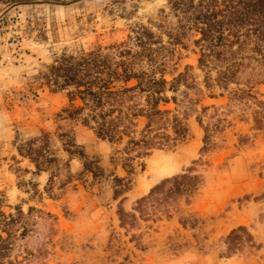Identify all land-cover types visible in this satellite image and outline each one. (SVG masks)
I'll return each mask as SVG.
<instances>
[{"label":"rangeland","instance_id":"obj_1","mask_svg":"<svg viewBox=\"0 0 264 264\" xmlns=\"http://www.w3.org/2000/svg\"><path fill=\"white\" fill-rule=\"evenodd\" d=\"M177 24L168 0L0 1V212L8 215L19 206L29 225L15 241L12 264H264V83L254 87L255 99L231 98L232 86L205 88L194 32L181 37L165 74L171 80L187 71L201 90H189L197 102L185 122L188 135L173 147L136 158L125 193L114 198L111 176L94 179L74 156L73 177L49 195L44 189L49 173L35 172L18 153L22 140L42 132L59 147L58 135L70 131L106 173L126 175L121 154L114 153L123 143L114 147L88 126L60 116L69 105L66 91L51 90L42 73L63 53L107 48L128 40L139 25L151 26L165 41L162 32ZM162 107L174 111L176 105L170 101ZM143 123L138 120V129ZM204 127L209 129L206 149ZM57 153L68 159L64 151ZM157 156L172 172L154 178L157 164L151 161ZM188 169L202 177L189 202L179 198L168 215L157 211L133 228L120 226V201L131 211L155 184ZM238 225H245L259 246L226 257L225 235Z\"/></svg>","mask_w":264,"mask_h":264},{"label":"trees","instance_id":"obj_2","mask_svg":"<svg viewBox=\"0 0 264 264\" xmlns=\"http://www.w3.org/2000/svg\"><path fill=\"white\" fill-rule=\"evenodd\" d=\"M0 1L12 4L28 0ZM168 5L178 24L175 30L162 32L165 41L151 26L139 25L128 40L107 48L63 53L42 73L51 90L66 91L69 105L60 116L88 126L96 137L114 147L123 143L121 148H114V153L121 154V166L126 172L124 176L106 173L98 160L89 157L76 143L70 131L58 135L59 147H55L56 141L47 132H42L22 140L17 150L33 163L35 172L49 173L44 187L49 195L55 186L62 187L71 180L69 161L77 156L82 160L83 171L94 179L111 176L113 195L117 198L130 189L136 158L145 157L154 148L173 147L186 138L185 122L197 102L189 90H201L187 71L179 72L171 80L165 74L174 64L175 47L187 32L198 34L194 43L199 49L197 65L204 72L205 88L217 86L227 90L232 86L231 98L257 97L253 89L264 83V0H168ZM181 85L183 90H179ZM167 91L173 95L167 96ZM170 101L176 105L174 111L162 107ZM139 119L144 120L140 129ZM197 120L201 123L199 117ZM254 121L258 125L259 120ZM208 130L204 127L203 149L210 145ZM59 149L68 155L67 160L58 156ZM201 183V175L188 169L155 184L135 201L131 211L124 210L120 201V226L133 228L139 218L157 211L168 215L170 206L179 198L189 202ZM15 208L8 215L0 212V264L13 263L10 255L15 241L29 231L27 215L19 206ZM180 222L185 226L184 221ZM252 235L245 225L232 228L224 238V256L246 246H259Z\"/></svg>","mask_w":264,"mask_h":264},{"label":"bare ground","instance_id":"obj_3","mask_svg":"<svg viewBox=\"0 0 264 264\" xmlns=\"http://www.w3.org/2000/svg\"><path fill=\"white\" fill-rule=\"evenodd\" d=\"M164 157V156H163ZM162 157V158H163ZM167 156H165L164 158H166ZM164 159L161 160L160 156H157L154 160H152L151 162H153L154 164H157V168L153 169L154 171V178H158L162 175H167L169 173L172 172V168L169 166L168 163H165L163 161ZM169 159H167L168 161ZM169 162V161H168ZM171 164V163H170ZM152 170V169H151ZM148 183V182H147ZM148 184L145 185V187H147Z\"/></svg>","mask_w":264,"mask_h":264}]
</instances>
